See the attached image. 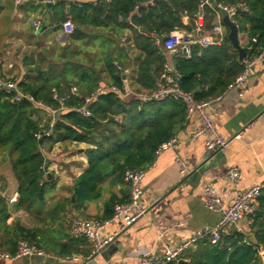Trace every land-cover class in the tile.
Instances as JSON below:
<instances>
[{
  "label": "trees",
  "instance_id": "1",
  "mask_svg": "<svg viewBox=\"0 0 264 264\" xmlns=\"http://www.w3.org/2000/svg\"><path fill=\"white\" fill-rule=\"evenodd\" d=\"M204 1L110 0L95 6L90 3L71 6L74 32L68 38L69 41L91 43L102 31H109V44L124 57L127 49L115 45L112 34L128 31L126 40L132 44L131 50L137 52L134 84L138 89L135 94H150L156 89L167 63L166 53L156 44V39L161 42L174 30L193 34L198 16L203 19L199 27L201 33L211 30L216 10L202 5ZM239 3L247 7L248 13L236 10L233 20L238 32L245 33L249 39L251 50H246V55H255L264 48V0H214L215 5L237 7ZM65 4L66 1L60 0L52 8L54 22L65 19ZM184 17L186 23L182 21ZM59 30L60 25L54 27V31ZM88 30L97 31L91 33ZM90 35H93L92 39ZM67 46L64 54L68 52ZM171 60L172 67L180 75V90L190 94L197 103L219 96L243 69L227 34L219 45L206 48L194 45L190 58L172 57ZM115 61L117 59L110 54L102 59L106 80H102L100 71L91 60L89 63L65 61L61 66L48 63L46 68L36 66L29 69L28 74L18 81L17 88L34 102L25 99L12 102L11 94L0 92V155L9 163L17 184L16 211L29 212L36 202L44 201L54 178L46 170V158L57 144L82 143L88 146L84 151L87 167L71 186L74 203L68 200L72 210L79 211L88 202L100 198L99 186L108 180L126 188L123 182L125 169H146L154 161L157 147L181 129L186 120V107L182 101L141 100L110 91L96 93L101 83L115 86L124 93L122 76L114 66ZM92 95L86 104L85 99ZM34 103L57 111L52 127L48 113ZM83 107L89 112L88 117L78 112ZM45 132L50 133L46 136ZM37 133L41 135L40 139L35 137ZM128 199L129 196L126 200H119L112 195L103 205L101 220L110 219L114 206L124 204ZM9 213L7 203L0 197V224H5ZM247 221L250 236L233 230L221 234L216 243L201 240L179 261L169 264H264L260 257L264 251V191ZM7 228L14 233L10 241L14 245L12 254L21 240L52 252L53 247L46 248V242L38 239L39 231L18 222ZM56 254L68 256L67 245H61Z\"/></svg>",
  "mask_w": 264,
  "mask_h": 264
},
{
  "label": "crops",
  "instance_id": "2",
  "mask_svg": "<svg viewBox=\"0 0 264 264\" xmlns=\"http://www.w3.org/2000/svg\"><path fill=\"white\" fill-rule=\"evenodd\" d=\"M44 1L27 0L17 3V0H0L1 71L7 79L20 80L28 74L29 69L46 64L50 59L44 57L46 45L64 48L67 44L68 50L73 48L68 62L75 63L81 60L89 63L90 60L87 58H98L94 55L96 52L94 49L97 47L88 46L89 43L84 41L85 51H82L79 45L83 41H69L68 37L63 39L61 27L59 31H54V27L60 25V22H54L52 8L56 4L45 5ZM64 1L67 3V0ZM222 17L221 30L226 36L228 28L222 23ZM37 19L41 20L43 27L35 32L31 23ZM182 21L186 23L187 18L184 17ZM215 22L216 18L212 22V27ZM202 24L203 19L198 16L197 29H200ZM47 31L55 35L56 44L51 41L47 44L43 42ZM211 31L212 28L201 34L215 40L216 36ZM128 35V31L112 34L115 45L127 49L124 57L119 56L113 46L109 48L107 55L110 54L117 59L114 63L121 68V72L117 71L122 76L124 89L135 94L138 89L134 84L136 72L134 61L137 52L131 50L133 46L126 40ZM238 37L239 45L244 48L249 42L247 35L238 32ZM48 38V35L45 36L46 40ZM92 38L93 35H90V39ZM123 38L125 42H122ZM97 39L92 40L91 43ZM92 49L91 57L88 53ZM166 57L167 63L172 65V57L167 53ZM27 60L30 62L25 65ZM96 68L100 71L102 80H106L104 69ZM103 85L106 84L101 83L99 86ZM228 87L219 96L211 99L212 101L205 108V112L214 122L220 135L229 141L227 147L220 152V155L210 159L212 164L201 175L193 176V170L204 162L210 153L204 146L203 138L190 137L191 132L199 125L198 115L192 113L186 116L181 129L175 134L176 146L155 154L152 164L141 170L143 172L141 205L146 209L145 216L129 227L124 226L121 219L111 220L105 227V233L117 235L114 241L99 254H94L91 245L85 240H70L66 230V220L73 215L101 220L104 216V203L112 195H116L119 200H126L128 192L123 184L113 185L108 180L99 186V199L88 202L79 211L72 210L71 205L68 204V200H71L73 195L71 186L87 167L84 151L88 146L82 143H66L57 144L52 148L46 158L48 161L46 170L53 174V185L45 195L44 201L36 202L29 212L14 209L18 201L17 184L9 163L0 155V197L10 209L5 224H0L2 225L0 250L11 255L16 253H11L14 251V245L10 241L14 238V233L7 228L15 222L28 229L39 231L38 239L41 238V242H46V248L49 245L53 247L52 252L45 251V248L41 249L48 257L18 258L12 261L0 259V264H84L90 258H93V262L86 264L122 262L136 264L138 254L160 257L163 245L176 246L196 232L213 227L219 215L204 208V188L210 185L224 204L230 205L235 196V189L227 178L230 168H237L240 171L241 180L238 187L240 190L259 184L264 172V63H256L251 67L240 89ZM141 94L144 93L135 95ZM236 135L240 138L234 139ZM177 158L185 164L184 174L180 173L176 163ZM13 198L15 200L10 202ZM233 230L250 236L247 217L230 226L228 232ZM61 245H67L70 253L68 256L56 254ZM195 245L188 250L193 249Z\"/></svg>",
  "mask_w": 264,
  "mask_h": 264
},
{
  "label": "built area",
  "instance_id": "3",
  "mask_svg": "<svg viewBox=\"0 0 264 264\" xmlns=\"http://www.w3.org/2000/svg\"><path fill=\"white\" fill-rule=\"evenodd\" d=\"M27 0H17V3H21ZM58 0H45V5L53 6ZM110 0H67L64 7L63 14L65 19L60 22L62 34L69 37L74 32V25L72 22V16L70 14V6L81 7L84 3H91L93 6L101 2H109ZM213 2V3H212ZM206 0L202 5L209 6L216 11V22L213 24L212 33L216 36L215 40H211L208 36L201 34L200 30L197 29L194 34H186L183 32L172 31L168 35L164 36L163 41L156 39V44L171 57L190 58L191 48L194 45H199L202 48H206L212 45H218L223 43L224 35L221 28V17L226 15L230 22L235 25L233 16L236 10L244 13H248L247 7L243 3H239L237 7L228 5H215L214 0ZM150 3V2H149ZM199 18H201L199 16ZM31 26L35 32L39 31L43 24L40 19H37L31 23ZM236 26V25H235ZM237 27V26H236ZM254 41V40H252ZM125 42V38L122 39ZM245 50H251L248 43L243 48ZM242 61V72L237 78L229 85L228 88L240 89V86L245 81L247 75L250 72L251 67L256 63H264V48L255 55H246ZM2 60L0 58V92L12 95V102H20L25 99L30 102H34L33 99L22 94L17 88V79H7L1 71ZM114 66L118 71L121 72V68L114 63ZM180 75L176 70L166 63L163 67L159 83L154 91L150 94L135 95L129 91L122 93L117 87L112 85L100 86L96 93L103 91H110L117 93L123 97L134 96L141 100H174L182 101L186 107V116L192 113H196L199 117V125L191 132L190 137L192 139L203 138L204 146L209 153H218L223 151L229 141L224 139L218 132L214 122L210 116L205 112V108L210 104L212 100L197 103L195 102L190 94H187L179 88ZM74 92V91H72ZM93 95L85 99V103L88 104ZM37 107L44 109L50 117V127L53 126L55 115L57 111L51 110L39 103H34ZM78 112L88 117L90 114L85 107L78 110ZM50 132H45L46 136ZM37 139L41 138L40 134H36ZM240 136H234V139H239ZM177 138L171 137L168 141L160 144L155 154H159L162 151L173 149L176 146ZM176 163L179 166L180 173L186 172V167L180 158L176 159ZM143 178V172L137 169H125L123 173V182L128 190L129 199L124 204H116L113 208V215L108 220H100L97 218H86L79 216H69L67 219V233L73 239H86L91 245L92 252L99 254L109 244H111L117 234L105 233L106 225L113 219H121L124 226L129 227L140 218L145 216L146 209L141 205V198L143 196V189L141 181ZM227 178L230 184L235 189V196L230 205H225L222 199L216 194L214 189L207 185L203 191V205L204 208L210 212L217 213L219 219L217 223L211 227L196 232L192 237L186 239L176 246L165 244L162 247V255L149 256L144 254H138L136 264H169L180 260V257L194 244L202 239H209L212 243L218 242L221 234L228 233L229 227L237 223L239 220L251 215L258 202V198L264 191V172L262 181L246 190H240L239 184L241 180L240 171L237 168H230L227 173ZM15 198L11 199L13 202ZM48 257V255L35 245L29 244L26 241H18L16 253L14 255L4 253L0 250V259L15 260L18 258H42ZM126 264V263H117Z\"/></svg>",
  "mask_w": 264,
  "mask_h": 264
},
{
  "label": "rangeland",
  "instance_id": "4",
  "mask_svg": "<svg viewBox=\"0 0 264 264\" xmlns=\"http://www.w3.org/2000/svg\"><path fill=\"white\" fill-rule=\"evenodd\" d=\"M90 31H91V33H95L97 30H90ZM88 32H89V30H88ZM47 35L49 36V38L46 40L45 36H47ZM109 39H110V37L108 35V32L105 30V31L101 32V35L98 37L97 40H95L94 42L88 44V46L92 45L93 48L94 47L98 48V50H97V48L94 49V51H96L94 55L96 57H98L97 59H93V57H92L93 56V54H92L93 53L92 52L93 49L90 50V52L88 53V55H90L92 58H87V60L89 59V60L95 62L96 67H99V68L102 67V59L104 58V56L107 55V52L110 50L109 48L111 47V45L109 44ZM49 41H51V43L52 42L55 43V44L57 43L56 40H55V35L51 31H47L45 33L44 39H43V42H45L46 44ZM79 46H80L79 48L82 51H85L84 42L83 43L81 42ZM45 47H47V48L44 50V55H45L44 57H48L47 59H49V58L50 59L47 60L46 64H44L42 66L43 68H46V66H48L49 62L56 63L58 66H61L63 64V62L68 61L69 56H71L72 53H73V48H71V49L69 48L68 52L66 54H64L65 46H64V48H55V46H52V45L51 46L50 45H46V46H44V48ZM96 60H98V62H101V64L96 62ZM61 169H64V168H61Z\"/></svg>",
  "mask_w": 264,
  "mask_h": 264
},
{
  "label": "water",
  "instance_id": "5",
  "mask_svg": "<svg viewBox=\"0 0 264 264\" xmlns=\"http://www.w3.org/2000/svg\"><path fill=\"white\" fill-rule=\"evenodd\" d=\"M222 23L228 28V34H227L228 41L230 42L233 49L237 52L238 59L242 60L245 57L246 53H245V50L239 45V37H238L237 27L230 22V20L228 19V17L226 15H224L222 17ZM62 37H63V39H66V36L63 34H62ZM215 155H220V152L210 153V155H208L206 157L204 162H202L196 169L193 170V176H195L196 174L201 175L204 172V170H206L208 168V166L210 164H212L210 159H212V157H214ZM50 178L51 177L49 176V179ZM71 203L72 204L74 203V195H72V197H71ZM260 257H261L262 261L264 262V251H262L260 253ZM87 262H93V258L88 259ZM86 263H84V264H86Z\"/></svg>",
  "mask_w": 264,
  "mask_h": 264
}]
</instances>
